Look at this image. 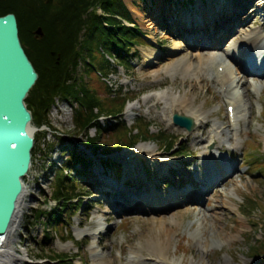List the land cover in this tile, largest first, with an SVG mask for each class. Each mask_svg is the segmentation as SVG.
I'll list each match as a JSON object with an SVG mask.
<instances>
[{
	"label": "rangeland",
	"instance_id": "rangeland-1",
	"mask_svg": "<svg viewBox=\"0 0 264 264\" xmlns=\"http://www.w3.org/2000/svg\"><path fill=\"white\" fill-rule=\"evenodd\" d=\"M123 1L133 18L129 22L138 25L143 34H146V41L132 46V53H129L127 57L129 62L133 61L131 62L132 66L130 68L122 66L110 50L102 48V43L96 42L95 55L98 60H93V64L94 67H99V70L95 71L91 67H87V62L90 61L88 57H85L86 60L81 59L77 74L79 80L76 82L79 85L84 84L90 91L95 92L98 98L107 103L109 95L118 92L121 87L131 91L133 95H136V99L126 105V108L133 107L130 111L131 114L127 115L125 109L119 115L120 121L132 126L137 118L142 117L151 123L150 129L153 133L165 130L166 133L174 134L177 137V142L172 151L164 149V144L159 139L151 138L140 141L135 147H125L114 154H106L108 152L100 147L96 150L97 159L89 157L93 162L91 168L93 169V166L98 162H102V159H109L110 162L124 160L123 158L127 154L133 153L137 146L144 144L156 148L158 155L169 156L171 160L173 159L172 166L176 167L179 173H181L179 167L184 169L186 166L195 170L205 155V149L212 144L207 145L206 148L203 147L204 149L201 148L203 150H198L194 146V136L198 131L189 135L188 132L174 126L173 113L167 106L171 101L162 98L163 104H157L160 97L171 98L173 96L181 101L186 100L185 104L193 102L194 108L201 109L202 112H200L203 113L201 117H207L210 123L207 130L212 132L219 126V130L224 129L222 145L224 149L229 150L228 152L233 150L238 153L239 156L234 160V163L238 164V168L235 173L227 176L218 187L206 194L207 200L202 205L193 203L198 193L191 192L186 198L187 202L181 205L169 204L165 210L157 209L158 211L155 210V212L149 211L150 207L147 208L148 211L142 208L127 215L115 217L108 212L107 202L99 201L93 194L84 196L85 200L90 201L87 216L81 212L76 213L73 217L74 222L69 227L75 238L80 240L82 236H86L84 234L87 232L79 235V231L83 229L97 228L99 225H106L109 229H107L103 240L99 235H96L97 229L94 234L87 235V241L82 246L80 245L79 250L82 261H76V264L81 262L102 264L104 261H108L109 264L110 261H114V264H125L128 259L136 261V264H157L160 262V257L157 254L151 256L152 254L147 250L149 246L155 245L153 239L156 241L158 238H162L166 232L171 234L169 260L172 263L263 264V259L256 260L252 255V248L256 245L252 238H261L264 228L263 231L254 228L255 223L242 212H248L244 207L251 197L264 196V180L252 177L243 157L245 152L247 154L255 153L257 157L264 154V76H254L250 72H244L238 77L237 74L232 73L233 77L236 76L232 83L235 91L239 93L237 103L241 120L239 128L231 131L227 125V98L222 94L220 82L212 80L206 73L199 75L196 72L199 64V58L196 57L198 54L222 55L224 51L230 50L232 54L234 52L238 56V50L245 46L234 47L230 45L231 42L226 41L225 43V39H223V35L228 36L229 41H232L233 37L239 36L241 24L234 18L236 11L233 9L229 12L230 18L227 10L239 0H204L205 7L201 5L200 0ZM259 1L263 0H253L240 18L249 19L251 31L257 37L260 36L259 41L264 42V11L255 19L251 17L252 11L258 8ZM206 9L214 11L208 25L202 23L203 20L199 18ZM97 11L103 13L101 9H97ZM187 16L194 19L195 25L188 24L186 20L183 21ZM123 23L128 24L126 19ZM84 32L85 30L81 33V40L85 38ZM218 41L219 44H223L220 48H215ZM204 42L208 43L206 47L203 45ZM81 46L80 44V49ZM152 52L159 54L150 57ZM99 60L107 65L111 63V72L108 75L107 71L101 67V63H98ZM102 73L107 76L105 77ZM244 81H246V85L243 84ZM63 102L60 101L58 109L51 107L49 117L51 114L53 132L59 137L70 140L71 143L86 144L88 137L97 135V133L94 134V129H91L89 132L87 131L86 135L85 131L79 130L75 123L73 124V113L71 114L70 108L69 110L67 108L65 113L62 111V109L65 110L63 107L65 102ZM178 111L186 115L185 109L184 112ZM112 120L113 123L118 121L116 118H111L109 121ZM109 121L103 119L104 123H109ZM46 124L52 125L48 119L40 120V125ZM47 131H39L44 140L54 134ZM198 134L200 135V133ZM106 137L100 138V145H113L116 139L113 136ZM178 137H180L179 140ZM61 142L63 143L64 139ZM65 145H68V142ZM177 147L179 149L186 148L193 155L188 158L177 156L178 154L175 155L178 151L175 152ZM57 153L59 155L51 157L49 161H46L48 157H45L46 163L48 165L50 163L52 166L45 175L49 181H45L46 184L42 183L40 191L35 190L34 198L36 195L39 196V199H34L36 202L32 203L31 210L24 217L22 237L17 243L18 250L27 259L24 264H52L47 259V256L52 254L51 249L69 254L77 250L72 241H61L59 238L61 234L56 235L55 229L52 231V225L48 224L47 215H43L41 218L40 216L36 217L40 209L51 210L57 207V204L50 203V197L53 195L54 188L61 189L64 183L58 181L57 187L56 184L53 186L52 182L60 171L68 169L64 167L68 154L65 153L61 156L60 152ZM88 154L94 155L90 152ZM106 164L104 168H106ZM143 164L137 162L136 169L141 171L145 166L147 170L151 167L154 170L153 174L151 172L152 176L144 173V178L149 177L151 184L159 182L163 184L159 179L161 169L155 165L151 166L145 161ZM99 165L102 167L101 164ZM113 167L118 168L114 165ZM137 170L134 172L135 175L139 174ZM110 171L116 172L112 169ZM54 172L56 173L54 174ZM176 176L178 175L176 174ZM88 179L91 180V177L89 176ZM83 193L88 194L87 190ZM31 199L33 196H30ZM107 212L108 215H106ZM250 215L256 216L255 213H250ZM157 217L166 220L164 225L157 223ZM261 218H263L261 223L264 224V217ZM78 222H80V228ZM45 223L46 225H44ZM45 228L51 235L50 239L46 241L44 238ZM252 230L254 231L251 232ZM157 232L161 233L160 237L156 236ZM195 233L198 236L194 238ZM45 242L49 243L51 249L44 250L42 255V247ZM96 242H99L103 247H98ZM212 242L215 244L213 245ZM142 247L144 248L143 252L140 251ZM259 251H264V248H259ZM119 253H122L123 260L120 259Z\"/></svg>",
	"mask_w": 264,
	"mask_h": 264
},
{
	"label": "trees",
	"instance_id": "trees-1",
	"mask_svg": "<svg viewBox=\"0 0 264 264\" xmlns=\"http://www.w3.org/2000/svg\"><path fill=\"white\" fill-rule=\"evenodd\" d=\"M99 8L103 10V14L97 11ZM9 13L17 15L23 45L40 74V80L28 99L36 124L40 125V120L43 118L50 121L49 113L57 96L73 97L81 105L74 119L76 127L87 132L94 125L98 126L97 135L88 137L86 141L95 150L102 147L105 152L116 153L125 147H135L147 138L159 139L167 150L175 148L176 136L166 133L165 130L153 133L150 129L151 123L142 117L137 118L132 126L118 120L111 127L103 128L97 122L98 116L105 113L118 117L125 110L127 103L136 99V95L121 87L118 92L109 95L107 103L98 98L95 92L90 91L84 84L79 85L76 82L79 80L77 74L81 59L88 57L90 61L87 62V67L95 71L99 70V67H94L93 64V60H98L95 55L96 42L102 43V48L110 50L118 63L131 67L127 57L129 53H132V46L144 43L145 39L138 25L130 26L123 23L124 19L133 20L123 0H5L0 3V16ZM40 26L45 32L43 39H37L35 36V30ZM84 30L86 35L81 40V33ZM136 53L139 54V52ZM101 62L102 60L98 61L99 64ZM109 65L101 63L107 75L111 72V63ZM96 108L98 111L95 110ZM103 136H113L116 140L113 145L101 146L99 141ZM64 152L68 154L65 167H75L82 161L89 166L80 151L65 148ZM178 152L181 154L188 151L186 148H181ZM246 160L252 177L264 180V155L257 157L255 154H247ZM115 166L120 172L123 171L121 163H115ZM77 173L86 174L85 171L79 170ZM58 181L64 185L55 191L54 196L62 202L63 207L60 206V211L49 214V224L59 230L61 220L70 221V217L62 215L61 210L76 209L81 205L74 202L72 207L66 205V202H70L79 195L76 187L77 184H81V181L76 176H64L63 171H60L56 177L57 187ZM244 208L248 211L246 213L249 214V219L255 223L254 228L263 231L264 224L261 223L263 219L261 217H264V196L251 197ZM38 212L36 216L40 217L45 213ZM250 213H255L256 216ZM50 237V233H46L45 241ZM252 239L256 242L252 248V255L256 260H264V251H259V248H264V233L261 238ZM44 244L42 255L44 250L51 249L49 243ZM51 250L52 254L47 256L50 260L61 264L69 260L67 254Z\"/></svg>",
	"mask_w": 264,
	"mask_h": 264
},
{
	"label": "bare ground",
	"instance_id": "bare-ground-1",
	"mask_svg": "<svg viewBox=\"0 0 264 264\" xmlns=\"http://www.w3.org/2000/svg\"><path fill=\"white\" fill-rule=\"evenodd\" d=\"M252 1L253 0H239L236 2H234L233 6L231 5L228 10V14L229 12H231V10L234 9V11H236V15H235V19L241 24V28L239 29V36L238 37H233V39H231L232 41H229L230 38H227L225 35H223V39H225V43L226 41L228 42H231L230 45L231 46H234V47H237L239 45H247L248 43H255V42H258V38L260 37H257V35H255L254 32L251 31V26H250V22H249V19L247 18H240L243 11L247 8L250 7V4H252ZM201 2V5H203V7H205V2L204 0H200ZM260 2V1H259ZM262 2V3H261ZM260 3L257 4L258 8H256L255 10L252 11V14H251V17L254 19L257 18L258 16H260V13L264 11V0L261 1ZM211 9H206V11H204L202 13V16H200L199 18L203 20L202 23H205V24H209L210 22V18L211 16L213 17V12L214 11H210ZM230 16V14H229ZM249 17V18H251ZM231 18V16H230ZM187 21L188 24H193L195 25V21L192 17L190 16H187V17H184L183 21ZM207 24V25H208ZM217 35V34H215ZM227 42V43H228ZM220 42L218 41L216 45H218ZM205 45H207L208 43H204ZM223 44V43H222ZM178 46V44H176ZM203 48V47H202ZM153 51H156V50H153ZM239 51V50H238ZM159 53L158 52H152L150 54V57H154V55H158ZM239 55H241V52H238ZM199 58V64L196 68V72L199 74V75H203L204 73H206L212 80L214 79H219L221 81L223 80H229L231 82V69L228 65V61H231L233 63L236 64V67L237 70L239 68L240 72H241V75L242 73L245 71H243L242 69L243 68H246L247 70L246 71H253L252 69H250V65L249 63L247 62V60L245 59H240L238 56L235 55V53L233 52H230V50H226L223 52L222 55H200L198 54V56H196ZM224 57V58H223ZM197 59V58H196ZM217 59V60H216ZM262 59V62H264V56L261 58ZM228 60V61H227ZM217 61V62H216ZM223 66L224 68V73L223 75H219L218 71L216 70L215 72L212 71V68L213 66ZM249 65V66H248ZM259 75H264V74H259ZM201 77V76H200ZM220 77V78H218ZM244 85H246V81H244L243 83ZM246 90V88H245ZM231 87H230V84H229V88L227 90V92L224 94V96H226V98H229L232 93H231ZM162 98H165L166 100L168 101H171L170 102V105H167L168 106V109L172 112V111H177L179 113L178 110H181L183 111L185 109V112L187 115L193 117L196 121V128L193 132H196L198 131L195 136H194V146L196 147V149L198 150H203L204 148H206L207 145H209L210 143H214V148H209L206 150V155H215V156H218L219 153L218 151L219 150H222L224 147L222 145V142L220 140L221 138V135H222V131H219V127H216V129L214 128L211 131L207 130L210 126V123L209 121L207 120V117H201L203 115L202 110H198L196 108H194L193 106V102L192 104H185V101H181L180 99H177V97L173 96L171 98H166V97H160L159 100H158V103L157 104H160L163 102H161ZM64 101H73L75 98L73 97H63L62 98ZM229 102L228 104H233L236 106V102L232 101L231 98H229ZM133 107H127L126 108V114L127 115H130V111L132 110ZM201 111V112H200ZM184 112V111H183ZM239 131V130H238ZM192 132V133H193ZM192 133H189V135H191ZM200 133V135L198 134ZM49 142V148L52 146V144H56L59 146V148H63L62 147V142L60 141L58 135L56 134H53V135H49L48 138H46L45 140V143ZM206 143V144H205ZM46 145V144H45ZM204 147V148H203ZM203 148V149H201ZM129 155L133 156L134 159L132 160H129V159H126L129 157ZM126 158L125 160H117V161H114V162H110V161H107V160H101L103 162H98L97 164L94 165V169L96 171H98L100 173V175H102V177L104 179H107L108 180V177L105 176V173L103 171V166L105 164L103 163H107V164H110V165H115V163H121V165L123 167H125L127 170H128V176L126 177V179L128 178H132V177H135V176H138L139 179L144 182L145 184L148 185V181L147 179H145L144 177V169L139 171L136 169V166L135 164L137 162H140L142 165H144V161L147 162L149 165L151 166H157L159 169H161V174H160V178H163L164 176H166L168 174V168L166 165L162 164L160 161H159V156H158V152L156 150V148H153V147H150V146H147V145H144V144H140L139 146H137V149L136 151H134L133 153H129L126 155ZM205 159V157H202V161ZM219 160H222V156L218 159H215L214 163H210L209 165L207 166H210L209 168L205 169L206 171H210L212 168L216 167L220 161ZM88 164H93L92 161L88 162ZM101 164L102 167L99 165ZM176 164V163H175ZM226 164L229 165V162L227 161ZM141 165V166H142ZM221 169L222 166L220 167ZM163 169V170H162ZM234 169V170H233ZM233 172L232 173H235L237 171V167H233ZM138 171L139 174L138 175H135V171ZM39 173L41 172V170H39ZM149 172V171H147ZM194 172H187V175L186 177L189 178L193 175ZM229 175V174H228ZM227 175V176H228ZM31 177V175H30ZM208 176L206 174H203L202 175V178L203 180H207ZM32 178V177H31ZM43 178H45V175L42 174L38 180H42ZM113 178V177H112ZM126 179L124 178V182L123 184L125 185L126 184ZM116 180V179H115ZM116 183H119L117 180H116ZM139 183V182H137ZM122 184V185H123ZM123 185V186H124ZM111 187V192L114 194L112 195L110 198H109V201H113L114 198H117L118 196L121 195V193L124 191L123 187L121 186L120 188H114L112 186ZM30 188V193L28 195V197H25L24 201H23V205L21 207V210L19 211V215L17 216L16 220H15V223L13 224L12 226V229L10 231V234L8 237L6 238H3L2 240H0V264H24L25 263V257L24 255L21 254V252L18 250L17 248V243L18 241L20 240V238L22 237L21 236V232L23 231L24 229V222H25V215L28 211L31 210L32 208V203L36 202L35 200H37L39 198V196H36V198H34V194H35V190L34 188L35 187H29ZM152 189L154 190H150V189H146V191L148 192H152L153 191V198L155 199V203L157 204L155 207L153 208H150V210H156L158 208V210H165L166 207H168L167 205H172L171 203H168L167 201H158V199L161 197V196H166L168 198H173L174 196H176L177 194H181V196H184V193L183 191H180V192H175V191H171V192H167V195L165 192H162V191H157L156 188H155V185L152 187ZM38 191H40V189H38ZM207 191V190H206ZM206 191H201V193H206ZM195 192V191H194ZM172 193V194H171ZM103 194H105V192L103 191ZM132 195V193H130ZM170 194V195H169ZM30 196H33V199L30 200ZM206 196V195H205ZM203 197V199L197 201V202H193L195 205H202L204 200L206 199V197ZM149 198L151 196H148ZM35 199V200H34ZM33 200V201H32ZM126 199H120L118 202H113V206L115 209L117 210H120V211H123V210H126L125 207H124V204L127 206L126 202L124 201ZM187 200V199H186ZM183 201L181 202V204L183 203H186L187 201ZM171 201V200H170ZM174 201V200H173ZM166 204V205H165ZM177 205H179V203H177ZM142 208V207H140ZM146 211H148L147 208H145ZM152 212H155V211H152ZM155 214V213H153ZM157 223H161L164 225V223L166 222V220H164L163 218L161 217H157ZM96 230V229H94ZM88 230L87 229H83V230H80L79 231V235L84 233V232H87ZM89 232V231H88ZM161 232V231H160ZM160 232H157L156 236H161V233ZM90 233H93V232H90ZM194 238L197 237L198 235L195 233L194 235ZM164 238V239H163ZM154 240V246H149V249L147 251H149L150 254H152L151 256H153V254H157V256L160 257V262L157 263V264H176V263H172L170 260H169V245L171 243V234L166 232L164 233L163 237L162 238H158L156 241L155 239ZM153 244V242H151ZM212 244L214 245L215 242H212ZM61 247V246H60ZM94 251V250H93ZM141 252L144 251V248L142 247ZM143 262V260H140ZM26 262H27V259H26ZM127 263L125 264H136V261L134 260H127L126 261ZM102 264H109L108 261H104ZM110 264H114V261H110Z\"/></svg>",
	"mask_w": 264,
	"mask_h": 264
},
{
	"label": "water",
	"instance_id": "water-1",
	"mask_svg": "<svg viewBox=\"0 0 264 264\" xmlns=\"http://www.w3.org/2000/svg\"><path fill=\"white\" fill-rule=\"evenodd\" d=\"M5 0H0V3ZM43 39V27L35 31ZM40 80L20 34L17 15L0 16V240L9 236L27 195L37 148L34 113L28 99ZM175 122L193 130L192 118L175 115Z\"/></svg>",
	"mask_w": 264,
	"mask_h": 264
},
{
	"label": "built area",
	"instance_id": "built-area-1",
	"mask_svg": "<svg viewBox=\"0 0 264 264\" xmlns=\"http://www.w3.org/2000/svg\"><path fill=\"white\" fill-rule=\"evenodd\" d=\"M45 129H46V128H45ZM38 131H41V130L38 129ZM50 132H51V131H50ZM51 134H53V133H51ZM42 144H43V146L46 144L44 139L42 140ZM36 173L39 174V171L37 170ZM32 179H34V176H32Z\"/></svg>",
	"mask_w": 264,
	"mask_h": 264
}]
</instances>
